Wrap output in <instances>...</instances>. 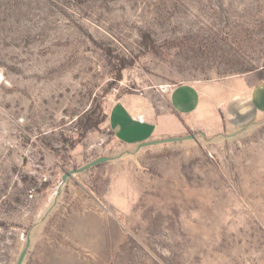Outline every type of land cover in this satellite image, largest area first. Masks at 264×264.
Wrapping results in <instances>:
<instances>
[{"label": "rangeland", "instance_id": "1", "mask_svg": "<svg viewBox=\"0 0 264 264\" xmlns=\"http://www.w3.org/2000/svg\"><path fill=\"white\" fill-rule=\"evenodd\" d=\"M198 80L264 102V0H0V264L27 237L21 264H264V117L139 149L107 125Z\"/></svg>", "mask_w": 264, "mask_h": 264}, {"label": "crops", "instance_id": "2", "mask_svg": "<svg viewBox=\"0 0 264 264\" xmlns=\"http://www.w3.org/2000/svg\"><path fill=\"white\" fill-rule=\"evenodd\" d=\"M254 72L257 71H249L223 80L237 79L240 83L245 82L243 78ZM217 81L222 80L179 82L168 88L166 96L173 115H165V117L149 104H144L142 107L131 105L135 112L132 114L126 103L122 101L124 98L122 96L116 98L107 105V125L118 143L126 147H136L140 141L178 136L188 129L220 133L224 129H233L250 120L257 121L264 117V102L252 107L250 111L234 113L230 110L227 103L238 95L253 99L251 90L247 88H240L239 91L228 90L223 85H217ZM259 90V88L255 90L257 96L261 93ZM120 102L124 107L120 106ZM127 112L139 125L145 124L148 127L131 137L119 136L120 139L117 137L122 133L119 117L128 116Z\"/></svg>", "mask_w": 264, "mask_h": 264}, {"label": "water", "instance_id": "3", "mask_svg": "<svg viewBox=\"0 0 264 264\" xmlns=\"http://www.w3.org/2000/svg\"><path fill=\"white\" fill-rule=\"evenodd\" d=\"M183 139H195V134L190 133V134H187L184 136H169V137H163V138H159V139H150V140L139 143L136 146V149H139V148L145 147V146H149V145H153V144L173 142V141H179V140H183ZM120 155L121 154H118L117 156H120ZM112 158H113V156H107V155L99 156V157H96V158L88 161L87 163H85L79 167L71 168V169L65 171L61 176V184L65 183L67 178L71 177L73 174L82 172V171H84V170H86V169H88V168H90V167H92L98 163L110 160ZM29 243H30V238L27 237L26 243H25L24 247L22 248V250L20 251L19 256H18L15 264H21L22 263L24 256L26 254V251L28 249Z\"/></svg>", "mask_w": 264, "mask_h": 264}, {"label": "trees", "instance_id": "4", "mask_svg": "<svg viewBox=\"0 0 264 264\" xmlns=\"http://www.w3.org/2000/svg\"><path fill=\"white\" fill-rule=\"evenodd\" d=\"M253 69H244L243 71L241 72H249V71H252ZM91 128V126H86L78 135V137L75 139V141L73 142V145L74 143L78 142L79 140H81L84 136H85V133L87 132V130H89Z\"/></svg>", "mask_w": 264, "mask_h": 264}]
</instances>
